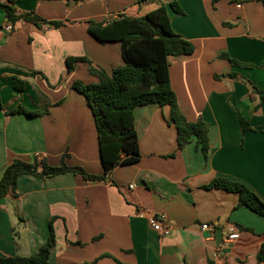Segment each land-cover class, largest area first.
Wrapping results in <instances>:
<instances>
[{
    "label": "crops",
    "instance_id": "1",
    "mask_svg": "<svg viewBox=\"0 0 264 264\" xmlns=\"http://www.w3.org/2000/svg\"><path fill=\"white\" fill-rule=\"evenodd\" d=\"M160 5L173 32L194 47L192 55L168 58L169 76L181 114L206 123L208 154L195 138L178 149L169 107H138V163L118 166L98 183L71 173L19 178L16 192L0 199V257L37 253L52 221L50 260L57 264H264L256 259L264 216L239 206L237 194L207 188L215 180L239 182L264 201V105L255 110L264 96L258 0H16L19 14L34 13L45 23L21 21L12 31L0 11V180L15 159L45 158L58 167L64 156L69 167L103 175L93 114L72 88L100 81L84 62L69 71L67 60L85 58L111 76L124 65L121 45L95 41L86 22L143 17ZM224 55L253 68L233 66ZM14 78L25 82L22 91ZM19 107L40 114H11ZM240 116L251 127L245 134ZM149 217L160 219L169 235L155 232ZM231 229L240 237L229 243Z\"/></svg>",
    "mask_w": 264,
    "mask_h": 264
},
{
    "label": "trees",
    "instance_id": "2",
    "mask_svg": "<svg viewBox=\"0 0 264 264\" xmlns=\"http://www.w3.org/2000/svg\"><path fill=\"white\" fill-rule=\"evenodd\" d=\"M145 1L147 0H138L139 4ZM258 1L264 6V0ZM15 4L16 0H10L7 4L0 3V11L4 12L8 23L12 25L21 21L34 25L45 23L34 13L19 14ZM171 6L177 15L183 14L175 3ZM51 24L55 27L63 25L62 22ZM86 24L88 34L95 41L101 44L120 43L124 61L122 67L114 69L111 76H108L85 58L67 60L69 71L73 70L74 64L84 62L88 65L89 72L100 81L99 84L90 85L75 82L72 88L84 96L93 114L104 173L102 176H96L89 174L82 167H69L65 163V156L62 157L58 167L49 165L45 158H36L33 163L15 159L5 169L0 180V199L16 192L18 180L22 176L45 179L71 173L85 181L98 183L106 181V178L118 166L138 163L141 160V154L133 112L142 106L169 107L170 121L177 131L178 149L183 150L195 138L196 144L201 147L203 153L208 154L206 123L201 119L196 123H190L185 119L179 110L177 95L171 87L168 58L192 55L194 47L192 43L173 32L166 6L160 5L143 17L120 15L109 22L88 21ZM223 57L233 66L253 68L250 65L238 63L226 55ZM231 77L240 78L241 76L233 74ZM24 86V81L14 78L15 90L22 91ZM251 88L253 92L257 91L254 87ZM263 105L264 96L255 110L258 111ZM2 108L0 99V110ZM11 114L38 116L40 113L19 107L11 111ZM240 124L243 134L251 131L249 123L242 116H240ZM207 188L237 194L239 206H246L256 214L264 216V201L242 183L215 180ZM55 239L51 221L48 240L37 253L30 257H0V264H57L50 260ZM256 259L258 263L264 262V244Z\"/></svg>",
    "mask_w": 264,
    "mask_h": 264
},
{
    "label": "built area",
    "instance_id": "3",
    "mask_svg": "<svg viewBox=\"0 0 264 264\" xmlns=\"http://www.w3.org/2000/svg\"><path fill=\"white\" fill-rule=\"evenodd\" d=\"M239 8L241 6H238ZM6 30L7 31H12L13 30V25L12 24H8L6 26ZM131 189H134V186H130ZM148 222H149V225L153 228V230L155 232H158V233H161L163 234L164 236H168L169 233H170V230L168 228H164L161 224V220L160 219H157L155 217H149L148 218ZM202 230L203 231H209V232H212L213 231V227L209 224H203L202 225ZM240 237V234L238 232H235L234 229H231L230 231H228V235H227V242L229 243H232V242H235L239 239Z\"/></svg>",
    "mask_w": 264,
    "mask_h": 264
},
{
    "label": "rangeland",
    "instance_id": "4",
    "mask_svg": "<svg viewBox=\"0 0 264 264\" xmlns=\"http://www.w3.org/2000/svg\"><path fill=\"white\" fill-rule=\"evenodd\" d=\"M152 1H156V0H152Z\"/></svg>",
    "mask_w": 264,
    "mask_h": 264
}]
</instances>
